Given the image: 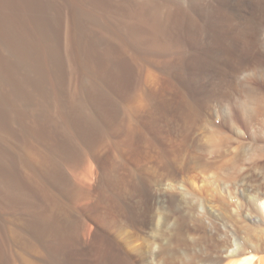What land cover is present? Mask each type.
<instances>
[{
	"label": "rangeland",
	"instance_id": "obj_1",
	"mask_svg": "<svg viewBox=\"0 0 264 264\" xmlns=\"http://www.w3.org/2000/svg\"><path fill=\"white\" fill-rule=\"evenodd\" d=\"M258 1L0 0V264L218 255L208 212L229 195L208 122L243 139L221 111L264 77Z\"/></svg>",
	"mask_w": 264,
	"mask_h": 264
},
{
	"label": "bare ground",
	"instance_id": "obj_2",
	"mask_svg": "<svg viewBox=\"0 0 264 264\" xmlns=\"http://www.w3.org/2000/svg\"><path fill=\"white\" fill-rule=\"evenodd\" d=\"M261 2H262V0H261ZM221 12H223V11H221ZM213 18H214V15H213ZM224 18H226V17H224ZM211 20H213V19H211ZM222 21L223 20H221V22ZM210 22L212 23V21H210ZM216 22L218 23V21H216ZM225 22H227V21H225ZM228 26H230V25H228ZM216 27H218V26H216ZM220 28H222V27H220ZM211 29H212V27H211ZM213 30H211V32ZM214 33H216V32H214ZM226 34H228V33H226ZM219 36L220 35L218 34V38H219ZM239 36H240V34H239ZM227 39H229V38H227ZM238 39H239L238 40V42H239L243 38L241 39L239 37ZM249 39H251V38H249ZM224 41L226 43V40H224ZM259 41H261V40L259 39ZM221 42H223V41H221ZM221 42L219 44H222ZM227 42H229V41H227ZM246 42H247V40L245 42H243V40H242V42L241 43L239 42V43L245 44ZM260 43H262V42H260ZM216 44H217V42H216ZM232 45H230V46L232 47ZM247 46H249V45H247ZM258 46H259V43H258ZM220 47L222 48V46H220ZM261 48H263L261 50H264V42L262 43ZM224 49H222V50L225 51ZM244 49H242V50H244ZM255 49H257V47ZM231 51H233V50H230V52ZM252 51H253V49H252ZM257 51H259V50H257ZM254 53H253V55L257 54V53H255V54ZM247 54H248V51H247ZM250 54H251V52H250ZM260 81H262L264 83V77L263 76L254 78L253 81H251L252 83L246 82V83L242 84V87H244V89L242 88V90L239 91L238 93L225 94L224 95L226 100L222 106V111H221L223 114V117H224V119H227L228 117H230V115H231L230 111L232 109L231 110H229V109L232 106H235V111L232 112L234 114L235 119L230 118L231 119L230 120L231 125H232L231 128L234 130L236 129V132H237L236 134L239 137L240 136L243 137V139L241 141L237 140L236 146H229L228 147V144H229L228 142L230 141V137L227 135L228 133L226 134V133L222 132L221 130H219V132H221L220 134H216V132L215 133L212 132L211 129L213 128V126H212L213 120L211 119V121L208 122V127L210 130L209 135H207L208 141H209L208 147L210 145H211V148L213 146V149H214V147H216L217 149L216 148L215 149L218 150L219 153L221 154V156H220L221 160L219 161L217 166L224 173L225 179H224L223 189L229 195V197H228L229 210L228 211H227L228 208L226 210H224V209L220 210L219 209V211L217 210L218 212L214 211V210H211V211L207 210V212L210 211V212H208V213H210L208 217H210V219H211L209 227H207L208 228V230L206 232L207 239L209 240V242H212L213 234H214V231L216 230L215 224L218 223V224H220V226H219L220 229H219V232L217 233V235L220 234L221 237H219V239L222 240L221 241L222 245L221 246L219 245V247H221V248H220V252L218 251L219 252L218 255H214V252H216V251H213L212 250L213 248L212 249L206 248V250L210 249L208 256H211V259L207 258L208 264H264V90L257 88V87L254 88V86L253 87L251 86V84H253V83L256 84V83H259ZM245 89H248V90H245ZM231 101H234L235 104L231 105ZM188 113H189V111H188ZM197 119H195V120H197ZM239 120L242 121V123H244L247 130L245 128H243V126L239 123ZM224 121H226V120H224ZM195 124H196V121H195ZM193 126H195V125H193ZM245 138H247V139H245ZM184 140H183V142H184ZM208 141L206 140V142H208ZM187 145H188L187 147H189V144H187ZM190 146H191V144H190ZM226 146L228 147V149L225 150V152L223 153L222 151H223L224 147H226ZM189 148H191V147H189ZM207 150H209V148ZM209 152L210 151H208V153ZM213 152H210V154L211 153L213 154ZM220 157L218 156L217 159H219ZM206 165H208V164L206 163ZM205 167H207V166H205ZM209 168H210V166H209ZM211 168H212V164H211ZM205 169L207 171V168H205ZM221 175H223V174H221ZM224 176H222V177H224ZM220 180L221 179L218 180V184H219ZM169 184H171V183H169ZM231 187L235 190V194L240 195V197H239L240 201L233 199L231 192H229V190H228V189H231ZM232 199H233V202H232L233 204L230 202V201H232ZM187 205H189V203ZM215 206H217V205L214 204V207ZM160 209H158V211L161 212L162 210H160ZM196 209H198V208H196ZM161 213H163V212H161ZM208 222H209V220H208ZM216 226H217V224H216ZM205 229H206V227H205ZM216 239L219 240L218 237ZM213 240H215V239H213ZM212 243H214V242H212ZM214 244H213V246L215 247L216 244L215 245ZM217 249H219V248L217 247ZM182 257H183V255H182ZM180 259L182 260V258H180ZM189 260H191V259H189ZM203 260H204V258H203ZM203 260H202V262H203ZM199 262L202 263L201 261H199ZM188 264H190V262Z\"/></svg>",
	"mask_w": 264,
	"mask_h": 264
}]
</instances>
